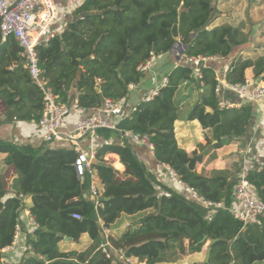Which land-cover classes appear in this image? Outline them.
Segmentation results:
<instances>
[{"label": "trees", "instance_id": "obj_1", "mask_svg": "<svg viewBox=\"0 0 264 264\" xmlns=\"http://www.w3.org/2000/svg\"><path fill=\"white\" fill-rule=\"evenodd\" d=\"M217 1L183 0L179 36L175 38L172 11L177 0H88L72 12L65 32L38 47L44 79L61 102L77 100L86 109L101 107L107 99L129 100L144 79L140 68L153 55L171 54L180 42L187 46L185 55L189 57L229 60L223 71L226 83H245L250 69L255 81H264V55H235L249 45L251 31L229 23L212 26L217 19ZM21 51L13 38L0 45V99L6 102L8 122L38 123L43 96L21 66ZM218 63L202 67L201 79L195 78L190 66L174 67L166 75L168 84L159 97L126 110L116 132L99 130L105 144L97 150V163L92 166L99 182L97 200L91 191V174L78 176L79 154L73 147L19 146L0 140V155H5L0 168V260L1 251L14 241L22 196H28L37 228L27 240L37 256H24L20 264H129V259L165 264L177 256L200 253L211 240L217 241L210 246V261L205 264H264V217L257 224L244 226L219 209L212 220H206L205 209L161 181L123 136V132L149 134L158 163L175 171L205 199L229 203L242 163H236L232 170L211 172L200 171L199 166L210 149H221L243 138L254 119V106L242 103L237 109L219 110L215 96ZM185 83L202 84L203 88L186 115V121H198L208 132L205 145L199 144L193 152H186L171 132L173 123L182 117L175 96ZM74 90L75 98L71 96ZM111 137L115 140L109 144ZM110 154L119 157L128 176H139L138 184L122 181L112 166L100 164ZM9 167L15 174L11 183L5 177ZM246 179L264 202V169L247 171ZM148 212L145 221L109 236V257L102 251L104 229L109 230L123 215ZM74 214L81 219L73 218ZM84 234L92 241L87 250H60L65 238L79 241Z\"/></svg>", "mask_w": 264, "mask_h": 264}, {"label": "built area", "instance_id": "obj_2", "mask_svg": "<svg viewBox=\"0 0 264 264\" xmlns=\"http://www.w3.org/2000/svg\"><path fill=\"white\" fill-rule=\"evenodd\" d=\"M88 0H64L62 11L58 8V0H0V40L6 42L8 38H13L21 48V57L24 60V67L28 71L33 83L41 90L43 96V114L38 123L37 130L41 136L42 143L50 145L55 142H70L79 157L76 161L78 176L81 178L86 172L91 174L92 195L98 199L96 173L93 171V163H96V155L87 156L79 147V140L87 137L98 138L99 130L117 131V124L123 119L127 109V100L107 99L101 107L86 109L79 106L77 100L70 104L60 101L53 89L44 79L43 70L39 66L38 47L47 45L53 38L62 34L68 27V20L72 12L81 4ZM176 50V56L183 65L190 66L194 70L196 79H201V68L209 67L219 61L216 57L198 56L189 57ZM151 59L140 68V71L147 72L152 64ZM215 89V96L218 99L220 111L240 108L242 103H258L264 99V83L258 84L253 79H246L245 83L232 85L221 82L218 79ZM168 84L165 78L162 84L147 91L142 98V102L149 103L159 97L162 89ZM202 87V84L200 85ZM133 88V87H132ZM135 109V108H134ZM132 109V110H134ZM75 113L79 119L70 134L63 133L68 127V117ZM129 143L135 148H146L153 152L154 145L149 134L140 135L132 132H123ZM264 140V126L261 130ZM109 144L114 143V137L108 140ZM169 174V179L188 200L199 204L206 211L205 219L212 220L216 210L228 211L236 220L244 226L257 224L264 217V202L254 194V188L246 179L243 172L234 184L229 203L212 202L205 199L198 191L183 183L175 171L165 166ZM10 197H13L10 195ZM22 196V209L24 208ZM26 215L30 220L28 232L23 233L21 222L16 224L15 238L11 246L1 251L0 264H15L11 259L12 255L19 257L37 256L33 247L28 243V234L32 235L37 228V224L30 212L26 210ZM73 218L81 219V216L74 214ZM110 231L104 229L103 242L100 246L102 251L109 257L108 250L111 247L108 238ZM123 255L122 251H118ZM41 259V257L39 256ZM129 264H136L134 260H127Z\"/></svg>", "mask_w": 264, "mask_h": 264}, {"label": "crops", "instance_id": "obj_3", "mask_svg": "<svg viewBox=\"0 0 264 264\" xmlns=\"http://www.w3.org/2000/svg\"><path fill=\"white\" fill-rule=\"evenodd\" d=\"M64 5V0H58V8L62 11V7ZM219 19L226 18V14L220 13ZM264 22V21H263ZM3 41H1L2 45ZM260 45L253 42L246 47L242 48L240 51H237L235 55L244 56L247 52L257 51ZM22 58V57H21ZM229 64V60H220L218 66H216V72L218 79L223 82V71ZM24 60L22 58L21 66L24 70ZM183 65V63L179 60V58L174 54L162 55V56H154L152 60V64L150 69L144 73V79L142 83L137 86L131 93L129 100H127V109L132 110L135 106L142 101L143 96L147 91L154 87H158L162 84L163 80L166 78V75L176 66ZM15 67V66H14ZM27 71V70H26ZM247 79H253V71L252 69L247 72ZM254 80V79H253ZM255 81V80H254ZM257 84L260 81H255ZM261 83H264L262 81ZM197 92L196 102L199 100L201 94L203 93V88L198 85H190L188 83L183 84L176 96L175 101L177 102L179 95L183 94V99L188 100L189 95H193V93ZM71 96L75 98L76 92L75 90L71 92ZM193 96H191L192 98ZM194 98V97H193ZM190 100V99H189ZM188 100V101H189ZM188 101H184V103L179 106L182 110L183 105H186ZM195 104V103H194ZM194 104H190L189 107L186 108L192 109ZM254 113H253V121L251 122L249 128L247 129L246 134L242 139L233 141L230 145H227L221 149H210L203 161V163L199 166V170L211 172L215 170H232L236 163H242L243 172H247L249 170L260 168L264 169V140L261 136V130L264 126V99H262L258 103H253ZM190 109V110H191ZM7 111V105L4 100L0 99V140L10 142L19 146L24 145H32L34 147L42 146V139L37 130L36 123L34 122H22V121H7L5 117V112ZM187 115V114H186ZM79 119V115L72 113L67 121L68 127L63 130V133L70 134L73 130L75 124ZM172 135L177 139L178 144L186 151L193 152L197 149L199 144L205 145V134H208L205 131L198 121L189 122L186 121L185 118H182L173 123L172 126ZM99 135V133H98ZM115 140V139H114ZM79 147L82 152L87 156H91L92 154L96 155V152L99 148H101L105 144V140L101 137V135L96 137H87L80 139ZM217 141L213 142L214 144ZM49 148H70L73 147L70 142H55L48 145ZM136 152L139 158L146 164V166L153 172L161 181L168 184L172 189L179 191V189L171 183L169 179L168 171L166 167L160 163H158L155 158L153 152L147 150L146 148H136ZM5 155H0V168L3 166V160ZM97 163V162H96ZM101 165H110L115 170V175H118L122 178V181H125L129 184L136 185L139 183V176L134 173L131 176L127 175L126 168L120 163V159L115 154L107 155L104 158V161L100 163ZM116 164L120 165V168L116 167ZM7 172L9 171V176H7V180L9 183L14 179L15 174L12 168H7ZM240 176V175H239ZM238 176V177H239ZM95 185L98 186L99 182L96 181ZM32 202L31 197L26 196L24 199V209L20 213V222L22 225L23 233L28 232L30 227V220L26 215V210L30 209ZM147 214H139L135 216H126L123 215L110 229L111 236H116L120 232L126 230L132 225L137 224L140 220H143L144 217H148ZM92 245V241L88 234H84L81 236L79 241H72L69 238H65L60 244L59 248L63 252L69 251H85ZM210 247V243H206L200 253H194L187 256H177L173 260L172 263L165 264H205L208 258V249ZM11 259L15 264H20L22 257L18 255H12ZM136 264H146L139 263L138 260H134Z\"/></svg>", "mask_w": 264, "mask_h": 264}, {"label": "rangeland", "instance_id": "obj_4", "mask_svg": "<svg viewBox=\"0 0 264 264\" xmlns=\"http://www.w3.org/2000/svg\"><path fill=\"white\" fill-rule=\"evenodd\" d=\"M216 12L217 19L220 17L219 14L223 12L226 14V18L215 20L212 26H220L223 23H229L234 26H243L245 32H252L254 26L258 25V28L255 30V34L250 38V43H257L259 48L257 51L247 52L244 57L246 58H255L256 56L264 55V0H218L216 3ZM211 26V27H212ZM181 49H177L179 52ZM191 96H193L191 98ZM189 95L188 100L183 99V94L179 95L177 100V105L181 106L184 101H188L186 105H183L185 110H182V118H185L186 114L190 111V104L196 103L197 92L193 95ZM9 176V171L5 172V177Z\"/></svg>", "mask_w": 264, "mask_h": 264}, {"label": "water", "instance_id": "obj_5", "mask_svg": "<svg viewBox=\"0 0 264 264\" xmlns=\"http://www.w3.org/2000/svg\"><path fill=\"white\" fill-rule=\"evenodd\" d=\"M182 4H183V0H177V2H176V6H175V8H174L173 11H172V15H173V18H174V27H173V29H172V33H173V36H174L175 38H178V36H179V33H178L179 10H180ZM86 15H88V14H84L83 17L86 16ZM256 28H258V25H256V26L253 27L252 32H251V35H252V36L255 34V30H256ZM0 44H1V40H0ZM178 48H182V52H184V51L186 50L187 46H185V45H183L182 43L178 42V43H176L175 46L173 47V49H172V51H171V54H172V55L176 54V50H177ZM263 48H264V47H263ZM244 103H246V102H244ZM96 215H97V214L94 213V216H96ZM145 219H146V218H144L143 221H145ZM216 241H217V240H211V241H210V246L213 245ZM210 252H211V248L209 247V249H208V258H207V262H208L209 259H210Z\"/></svg>", "mask_w": 264, "mask_h": 264}]
</instances>
